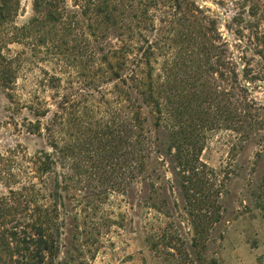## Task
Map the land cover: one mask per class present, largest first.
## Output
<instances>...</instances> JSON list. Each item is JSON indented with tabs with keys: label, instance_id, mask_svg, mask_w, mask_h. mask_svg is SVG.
<instances>
[{
	"label": "rangeland",
	"instance_id": "1",
	"mask_svg": "<svg viewBox=\"0 0 264 264\" xmlns=\"http://www.w3.org/2000/svg\"><path fill=\"white\" fill-rule=\"evenodd\" d=\"M175 90L195 172L170 135ZM0 170V194L34 184L54 210L41 264H264V0H18L0 26Z\"/></svg>",
	"mask_w": 264,
	"mask_h": 264
},
{
	"label": "trees",
	"instance_id": "2",
	"mask_svg": "<svg viewBox=\"0 0 264 264\" xmlns=\"http://www.w3.org/2000/svg\"><path fill=\"white\" fill-rule=\"evenodd\" d=\"M15 3H18V0H0V26L2 23L9 21L13 16ZM111 5L112 4L110 2H106L103 3V6H101L102 11H111V13L108 14V17H106V19L108 20L112 19V12L115 11V7H111ZM191 7H193L196 12H199V7H197L195 4H191ZM51 21L55 22L56 20L53 18V20ZM198 28L199 32L197 34L199 35V37H201L202 35H204V27L198 25ZM187 40L194 41V38L190 37L189 34H187L184 40H178V43H176V41L175 43L179 45ZM186 80L188 81V79ZM141 86L143 88H146L147 86V89H149L148 92L152 91V84L141 83ZM182 93V91L178 92L177 90H175L169 95L171 103L181 105L179 109H176L177 114H175V117L173 118L174 124L170 129V135L172 141H174V144L177 147L178 154H180L181 156L180 159H182V166H184V168L186 169L190 168V171L195 172L196 162L194 163V161L185 157V154L192 153V150H190L191 147L195 148V145L197 144L194 145V142H192L191 140L193 139V133L195 132V129L192 127L193 125H187V123H189L188 119L190 120V117H188V119H186L187 117H184L185 112L183 109V104L185 103V101ZM142 96L144 97L145 94H143ZM202 97L203 95L198 100L201 105H203V103L211 105L212 98L210 93L208 94V96L206 95L204 96V98ZM146 99L153 101V94L149 93ZM247 107L245 106L240 110L239 108L236 109L238 111V118H241L243 116L251 117L249 111H251L250 109L252 107L248 105ZM187 108L191 110L189 106ZM261 110L263 111V109H260V111ZM195 114L199 119L204 116V118L199 120L202 124L209 123L207 118L208 113L206 114L205 111L197 110L194 114L191 113V115L189 116L194 119ZM210 125H213V121L210 122ZM189 147L190 149H185ZM140 148V158L143 161L144 150L142 145ZM170 150L171 149L169 148V151ZM182 153H184V155ZM43 155L44 154H42V156H38L35 162V165L37 166V172L41 175L50 172L53 165L52 162H49V157ZM144 170L145 167L142 165L141 171ZM1 172L2 171L0 170V182L3 181ZM52 197H56V194ZM195 200V198L192 199V201ZM40 201L41 195L39 191L35 189L34 184L28 187L23 186L20 189L9 188L8 194H0V264L43 263V253L50 251L52 248L49 238H54V234L52 232L54 228V210L48 209V207H42V205H40ZM178 255L181 256L182 254L179 253ZM172 259V264H182L180 262L182 260V257H180L179 259H175L174 257Z\"/></svg>",
	"mask_w": 264,
	"mask_h": 264
}]
</instances>
